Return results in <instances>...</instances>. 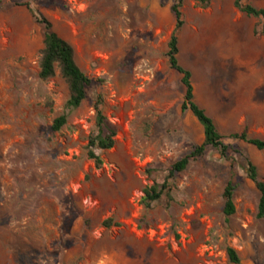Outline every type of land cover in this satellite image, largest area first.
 <instances>
[{"label":"rangeland","instance_id":"374dc122","mask_svg":"<svg viewBox=\"0 0 264 264\" xmlns=\"http://www.w3.org/2000/svg\"><path fill=\"white\" fill-rule=\"evenodd\" d=\"M174 2L0 0V264H233L228 248L238 264H264L259 192L246 171L248 159L264 177V150L229 136H264V38L254 33L261 19L232 0L206 8L184 0L177 33L178 63L227 157L207 147L170 179L169 196L141 202L145 187L162 185L203 142L202 126L181 111V75L166 56ZM242 2L264 8V0ZM25 4L97 81L59 131L51 127L65 112L67 83L58 71L38 78L44 30ZM97 101L116 130L114 146L95 151L101 168L87 157Z\"/></svg>","mask_w":264,"mask_h":264},{"label":"trees","instance_id":"16d2710c","mask_svg":"<svg viewBox=\"0 0 264 264\" xmlns=\"http://www.w3.org/2000/svg\"><path fill=\"white\" fill-rule=\"evenodd\" d=\"M184 0H175L171 6V11L175 16V27L167 44L166 56L171 69L181 75V83L184 87V96L181 103V111H189L203 129V142L193 147L191 152L175 162L165 182L162 185H154L143 189L142 203L149 207L153 202L158 201L162 196H169V181L176 173L183 171L190 161L201 157L207 147L217 150L221 157L226 158L229 145L223 142L224 137L219 133L213 119L207 115L205 110L194 101V89L191 82V72L181 65L177 60L178 54V31L182 28L184 22L182 19L181 7ZM197 6L201 8L208 7L215 0H194ZM233 6L247 16L261 19L260 29H255V34L264 37V8H257L251 4L243 3L242 0H232ZM32 13L36 22L43 26V47L40 50L38 60V78L40 80H48L55 76L58 71L60 76L66 81L68 87V99L65 103V112L54 119L52 130L59 131L67 121V113L78 108L82 101L86 98L87 88L92 86L96 80L86 76L79 68L75 61L74 50L69 42L59 36L52 27V23L37 11H33L28 4H25ZM67 111V112H66ZM96 111V133L88 139L87 157L93 160L97 168H101L102 160L96 154V149L108 150L114 146L116 130L114 125L102 113L99 102L95 104ZM233 139H238L247 144L252 145L257 150H264V136L262 138L249 137L246 129L241 132L231 133L229 135ZM247 162V176L253 182L259 192L257 213L259 219H264V177L258 172L257 167L250 161ZM234 187L228 183L222 193L223 207L222 211L225 216L229 217L235 213V205L233 201ZM110 221H107L108 224ZM227 255L229 261L238 264L239 258L234 249L228 248Z\"/></svg>","mask_w":264,"mask_h":264},{"label":"crops","instance_id":"0c3cea01","mask_svg":"<svg viewBox=\"0 0 264 264\" xmlns=\"http://www.w3.org/2000/svg\"><path fill=\"white\" fill-rule=\"evenodd\" d=\"M253 32V31H252ZM247 37L250 39L251 38V35L249 34V35H247ZM264 38V37H263Z\"/></svg>","mask_w":264,"mask_h":264}]
</instances>
